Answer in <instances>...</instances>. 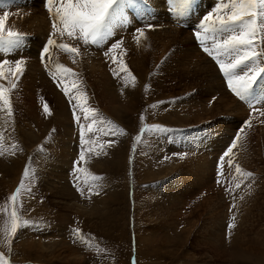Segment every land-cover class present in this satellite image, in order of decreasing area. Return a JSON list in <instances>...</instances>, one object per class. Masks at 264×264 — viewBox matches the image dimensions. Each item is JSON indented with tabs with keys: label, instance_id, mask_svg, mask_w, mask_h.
Masks as SVG:
<instances>
[{
	"label": "rangeland",
	"instance_id": "374dc122",
	"mask_svg": "<svg viewBox=\"0 0 264 264\" xmlns=\"http://www.w3.org/2000/svg\"><path fill=\"white\" fill-rule=\"evenodd\" d=\"M135 2L117 15L113 35L100 45L53 32L60 0L6 9L4 30L20 32L24 39L10 53L0 52V61L23 58L25 63L18 81L10 73L0 79L9 88L16 83L10 94L13 114L1 113L8 128L0 133V264H264V87L241 100L195 38L206 10L215 14L216 6H187L191 40L178 31V42L162 46L151 31L168 27L159 24L161 17L155 20L150 6L143 9L151 18H144ZM50 37L55 43L42 61ZM114 42L121 47L108 52ZM61 43L77 47L79 54L60 50ZM255 47L264 53V33ZM57 64L75 75L65 79ZM249 66L264 67V54ZM207 69L213 75H206ZM81 106L96 111L93 133ZM152 126L162 130L142 132ZM234 140L236 147L222 162ZM108 141L114 143L108 146ZM201 159L208 164V185L199 180ZM237 165L252 175L237 173ZM91 175L102 179L92 183ZM14 210L20 223H28L10 235Z\"/></svg>",
	"mask_w": 264,
	"mask_h": 264
},
{
	"label": "snow or ice",
	"instance_id": "6c2138e0",
	"mask_svg": "<svg viewBox=\"0 0 264 264\" xmlns=\"http://www.w3.org/2000/svg\"><path fill=\"white\" fill-rule=\"evenodd\" d=\"M135 0H60V3L55 7V12L52 15V29L53 32H59L62 36L67 34L71 39L81 41L84 45H100L107 37L113 35L111 25L113 20L122 11L125 4L134 3ZM49 5L54 3V0H47ZM174 6L181 11L190 4V0H172ZM48 11L53 12V8L49 7ZM8 17V13L5 12L3 16H0V52L5 54L15 50L23 43L24 36L17 31L4 30L5 21ZM58 25L62 26L59 27ZM151 27V26H149ZM139 36H144V32L141 29L136 30ZM226 34L223 38L219 34ZM264 33V0H222L220 6L215 10V16L213 13H209L204 17V23L201 25V31L194 33L195 38L199 41L203 51H205L218 65L220 72L227 80L229 89L241 100H247L255 87H264V67L249 66L260 55L256 51V41L258 35ZM211 41V47L208 46ZM55 41L50 37L47 44L41 52V60L45 58V54L49 52V45H53ZM60 50L68 54H79L77 47H71L67 44L56 45ZM121 42H114L108 49L111 52L113 49L120 48ZM108 53L106 52L105 55ZM14 63V68L6 70V65ZM23 58L10 62L8 60L0 61V79H5L7 73H10L18 81L20 75L24 71ZM47 67V66H46ZM57 73L62 75L65 79L68 75H75L72 70L65 67L62 64L56 65ZM121 71L128 72L126 66L121 64ZM49 74L54 81L57 80V75L53 74L51 70ZM131 75V73H128ZM134 79V77H133ZM57 86H60V82H57ZM16 87V83H12L11 88L6 87L4 84H0V105L7 111V116H12V107L10 101L11 91ZM74 87H76L74 85ZM64 94L69 96V89L65 87L63 89ZM84 93H80L75 97L78 104L83 99ZM71 102V98H70ZM76 106H74L75 109ZM46 114L50 115L47 104L44 106ZM81 111L84 113L83 119L90 120L87 124L88 133H93V126L97 124L96 111L94 109H88L81 106ZM264 114V113H262ZM143 119V117H141ZM74 119L79 124L81 117L76 115L74 110ZM111 123V122H108ZM99 130V129H97ZM149 130L160 131V126H152L151 129H142V132ZM113 131V130H109ZM107 134V133H106ZM137 140L140 139L138 136ZM239 139L237 136L236 140ZM80 140L86 143L84 132L80 133ZM236 140L232 145L223 153L221 161L223 162L225 157L229 156L233 148L236 147ZM108 146H111L114 141H108ZM100 150L103 151L104 144H100ZM106 154V153H105ZM3 155V152H0ZM96 155H100V151L96 152ZM85 151L82 149L80 152V160H84ZM229 166L232 164V160H228ZM76 162H74V167ZM235 171L245 177H250L252 174L244 172L236 166ZM222 174V173H221ZM25 176L28 175L26 170ZM102 179L99 176L91 175V182L94 183ZM85 183H89L88 180ZM23 181L21 182V187ZM238 186V185H237ZM91 187V184H90ZM21 188L18 187L16 192L12 195L11 200L16 201L17 195L20 193ZM77 191L83 195V190L77 185ZM99 188L97 186V194ZM235 207V205H233ZM27 221H23V224H27ZM20 223V217L17 211L12 213L11 230L10 235H14L17 229L23 226ZM228 229L231 230L234 224L229 223ZM76 234L79 235V230H76Z\"/></svg>",
	"mask_w": 264,
	"mask_h": 264
},
{
	"label": "bare ground",
	"instance_id": "6f19581e",
	"mask_svg": "<svg viewBox=\"0 0 264 264\" xmlns=\"http://www.w3.org/2000/svg\"><path fill=\"white\" fill-rule=\"evenodd\" d=\"M24 1H26V4L24 3V2H22L21 0H7V1H5V2H3V1H1V3H0V11L3 13H5L6 12V9H9V10H12V9H14V8H16V7H20V6H22L23 8H25V7H29V6H32V4H33V0H30V1H28V0H24ZM153 1V0H152ZM152 1H150V0H141V1H139V2H135V4H133V7H135V10L137 11V12H140V13H143L142 15H144V18H151V16L150 15H148L146 12H145V10L143 9V7H147V6H150V8H152V10H150L151 12H154L155 13V20L157 21L158 20V18H162L163 19V21L164 22H162V21H160L159 22V24H164L165 23V25L168 27V29H158V30H154V31H151V33L153 34V35H156V36H158V44L160 43V44H162V46L164 45V44H166L167 42H170L171 40H178V39H180L179 38V36L178 35H175L178 31H180V32H178L179 33V35L181 34L183 37H185L188 41H190L191 40V36H189V34H190V29H191V27L189 26V22H191V20H192V17L191 16H188L187 15V7L186 8H184L182 11L179 9V8H177L176 6H174L173 5V3H172V0H162V1H160V3H158V4H154ZM150 4H149V3ZM139 3V4H138ZM192 3H198L200 6H205V5H213V6H216V7H218V5H217V3H216V0H190V4L188 5V7L189 6H192L191 4ZM12 5L13 6H15V7H12ZM128 7H131L130 6V4H125L124 6H123V8L122 9H124V8H128ZM197 9V8H196ZM193 10H195V9H193ZM192 10V11H193ZM196 11V10H195ZM204 11V10H203ZM198 12V11H197ZM206 12H207V14H209V12H208V10H206ZM205 12V13H206ZM202 13V12H201ZM204 14V13H203ZM202 14V15H203ZM191 15V14H190ZM201 15V14H200ZM205 15V14H204ZM206 16V15H205ZM214 16H215V14H214ZM203 17V16H202ZM202 17H201V19H202ZM168 18H170L171 20H168ZM189 20V22H188V20ZM197 19V18H196ZM202 20H204V18L202 19ZM173 21H176V22H178L179 24L178 25H174L173 23H175V22H173ZM178 26V27H177ZM11 28H13V26L11 27ZM166 34H168V35H166ZM170 34V35H169ZM65 36H67V34H64ZM166 37V40H164L163 39V37ZM64 37V36H63ZM57 39L58 40H60L61 38L59 37V36H57ZM65 40V39H64ZM178 42V41H177ZM167 45V44H166ZM169 45V44H168ZM171 47V46H170ZM155 49V48H154ZM152 54H153V52H152ZM191 65V64H190ZM194 65V64H193ZM185 68V67H184ZM194 69H195V67H194ZM193 69V70H194ZM196 72L197 71H199L198 70V68L196 67ZM203 71V70H202ZM206 71V70H205ZM212 71L213 70H210V69H207V74L206 75H213L212 74ZM215 71V70H214ZM195 72V71H194ZM195 72V73H196ZM179 73V72H178ZM202 73V72H201ZM196 76V75H195ZM192 77H193V75H192ZM209 78V77H208ZM192 79V78H191ZM194 87V86H193ZM193 97H194V95H193ZM180 104V103H179ZM183 104H186V103H183ZM231 104V103H230ZM189 105V104H188ZM224 105L225 106H227V103H224ZM229 105V104H228ZM182 106V105H181ZM185 106V105H184ZM177 107V106H176ZM231 107H232V105H231ZM203 108V107H202ZM0 133L2 132V129H3V127H5V129L6 128H8V127H6V125H7V117H6V115L5 114H1L2 112H4V109H3V106L2 105H0ZM230 109H232V108H230ZM234 109V108H233ZM194 142V141H193ZM205 154H207L206 153V151H205ZM204 154V155H205ZM219 155V154H218ZM204 157V156H203ZM206 157H207V160L208 159H211V155H206ZM215 158V157H214ZM138 159H139V157H138ZM205 159V158H204ZM206 162L207 161H204V160H200V165H199V169H198V174H199V176H200V181L203 183V185L204 184H207L208 185V183L210 182V177H208V175H204V171H206V170H209L208 169V164L206 165ZM210 163H211V165H212V162L210 161ZM215 163V162H214ZM144 164V163H143ZM202 166H203V168L204 169H202ZM213 169V168H212ZM211 169V170H212ZM144 171H147L146 169L144 170ZM206 174H208V173H206ZM189 181V180H188ZM195 182L197 183V180H195ZM202 185V186H203ZM206 186V185H205ZM66 188H68L69 189V187H66ZM200 188H201V186L200 187H198L197 189L198 190H200ZM68 189H66V191H69ZM174 190V189H173ZM170 191H171V189H170ZM69 193L70 192H68L67 194L69 195ZM70 195L71 196H74V192L73 191H71V193H70ZM169 195H171V194H169ZM169 195H168V200L169 201H173L174 200V198H172L171 199V197H169ZM245 197V196H244ZM222 198V197H221ZM147 229V228H146ZM222 230L223 229H221V230H219L218 228L216 229V232H217V234L219 235V237L221 238V235H222V238H224L223 237V232H222ZM147 231V230H146ZM222 233V234H221ZM143 234H146V233H143ZM150 234V233H149ZM139 238V237H138ZM218 238V237H217ZM219 239V238H218Z\"/></svg>",
	"mask_w": 264,
	"mask_h": 264
}]
</instances>
